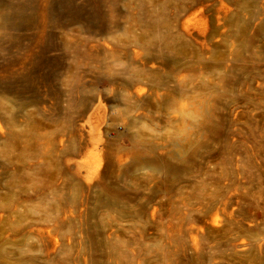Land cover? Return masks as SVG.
Masks as SVG:
<instances>
[{"label":"rangeland","instance_id":"rangeland-1","mask_svg":"<svg viewBox=\"0 0 264 264\" xmlns=\"http://www.w3.org/2000/svg\"><path fill=\"white\" fill-rule=\"evenodd\" d=\"M0 264H264V0H0Z\"/></svg>","mask_w":264,"mask_h":264}]
</instances>
